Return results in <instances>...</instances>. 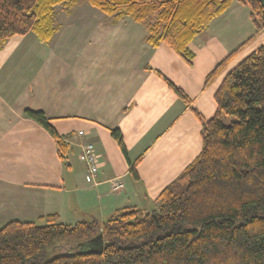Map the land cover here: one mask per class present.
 <instances>
[{"label":"crops","instance_id":"obj_1","mask_svg":"<svg viewBox=\"0 0 264 264\" xmlns=\"http://www.w3.org/2000/svg\"><path fill=\"white\" fill-rule=\"evenodd\" d=\"M53 11L57 29L48 41L27 32L0 48V226L43 221L50 213L74 224L101 222L126 207L151 210L160 190L199 152L215 91L264 43V25L253 21L248 4L232 0L190 40L186 60L165 42L150 46L145 26L128 16L110 22L83 0ZM25 109L42 111L56 137ZM114 128L127 156L110 133ZM85 142L98 157L94 183L86 182L79 158ZM112 178L122 188L112 190Z\"/></svg>","mask_w":264,"mask_h":264},{"label":"trees","instance_id":"obj_2","mask_svg":"<svg viewBox=\"0 0 264 264\" xmlns=\"http://www.w3.org/2000/svg\"><path fill=\"white\" fill-rule=\"evenodd\" d=\"M77 1L0 0V48L8 37L27 32L48 41L57 29L54 6L71 7ZM85 1L110 22L128 16L144 25L150 46L165 42L186 60L190 40L232 2ZM240 1L262 25L259 0ZM232 54L216 64L206 81ZM214 101L213 115L202 122L199 152L160 190L156 207L118 209L101 222L63 224L57 213L42 216L43 225L10 220L0 226V264H264V43L225 74ZM24 113L56 137L42 111ZM110 133L127 156L119 129ZM131 172L136 176L133 165Z\"/></svg>","mask_w":264,"mask_h":264},{"label":"built area","instance_id":"obj_3","mask_svg":"<svg viewBox=\"0 0 264 264\" xmlns=\"http://www.w3.org/2000/svg\"><path fill=\"white\" fill-rule=\"evenodd\" d=\"M79 158L86 166V171L84 173L86 182L94 183L95 176L98 172V157L92 142H85L82 144ZM109 184L110 188L114 191L119 190L123 186L122 182L118 178L110 179Z\"/></svg>","mask_w":264,"mask_h":264},{"label":"water","instance_id":"obj_4","mask_svg":"<svg viewBox=\"0 0 264 264\" xmlns=\"http://www.w3.org/2000/svg\"><path fill=\"white\" fill-rule=\"evenodd\" d=\"M261 4V24L264 25V0H259ZM101 239V234L98 235ZM99 248L102 249V244L99 245Z\"/></svg>","mask_w":264,"mask_h":264},{"label":"rangeland","instance_id":"obj_5","mask_svg":"<svg viewBox=\"0 0 264 264\" xmlns=\"http://www.w3.org/2000/svg\"><path fill=\"white\" fill-rule=\"evenodd\" d=\"M83 2L86 3L85 0H83ZM229 120H230V118H228V117L224 119L225 123H228ZM80 161H81V160H80ZM35 223H36V225H43V224H45V221H44V220H43V221H36Z\"/></svg>","mask_w":264,"mask_h":264}]
</instances>
